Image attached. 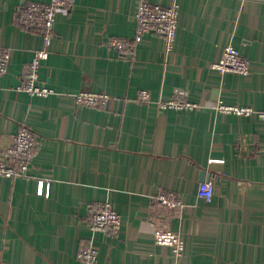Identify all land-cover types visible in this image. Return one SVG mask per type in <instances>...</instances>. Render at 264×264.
Returning <instances> with one entry per match:
<instances>
[{"label": "crops", "instance_id": "crops-1", "mask_svg": "<svg viewBox=\"0 0 264 264\" xmlns=\"http://www.w3.org/2000/svg\"><path fill=\"white\" fill-rule=\"evenodd\" d=\"M26 1L0 0V46L11 50L0 74V144L22 124L39 143L28 176L0 175V264H84L78 253L90 241L97 264H264V120L214 108L264 107V0H180L172 49L145 33L130 54L108 41L135 35L140 0H75L58 12L40 68V83L57 91L48 96L20 88L44 46L16 21ZM228 44L250 59L249 74L212 67ZM142 88L153 101L137 99ZM177 89L199 106L160 108ZM80 90L112 98L78 105ZM204 172L209 203L198 196ZM41 180L49 196L38 193ZM168 190L184 200L171 221L186 242L180 258L154 239V196ZM106 200L122 215L118 233L91 229L88 204Z\"/></svg>", "mask_w": 264, "mask_h": 264}, {"label": "built area", "instance_id": "built-area-1", "mask_svg": "<svg viewBox=\"0 0 264 264\" xmlns=\"http://www.w3.org/2000/svg\"><path fill=\"white\" fill-rule=\"evenodd\" d=\"M75 0H50L26 1L16 10V21L24 26L36 28L42 35L44 46L35 52V56L28 62L20 88L33 96H48L57 93L55 88L40 83V68L42 62L49 58L51 45L55 36V23L58 12L63 8H71ZM180 0H172L168 5H163L150 0H140L136 11L137 28L132 38L114 36L108 43L119 49L124 54L135 50L145 33L161 35L166 40L167 50H171L177 37L180 17ZM11 50L0 46V74L7 72ZM250 59L244 56L233 44L224 48L223 59L216 61L212 67L221 73L233 72L238 74L250 73ZM112 96L103 91L80 90L75 94L78 105L105 107ZM137 99L141 102L153 101L149 89L142 88ZM160 108L195 109L199 106L188 98L184 90L177 89L169 99L157 100ZM216 111L225 114L240 116L257 115L264 120V107L255 108L246 104H226L217 102ZM39 143V133L27 124H22L14 135L13 142L9 145L0 144V175L6 177L28 176L34 161V156ZM38 193L50 195V183L40 181ZM214 184L210 180L200 183L198 196L204 202L212 201ZM155 206L152 213L154 225V239L157 244L170 246L175 258H180L185 253L186 242L182 234L171 227V221L178 216L176 211L184 206L182 196L175 190L161 191L154 196ZM90 212V226L96 231L118 233L122 227V215L115 208L113 202H91L88 204ZM84 264L98 263V248L93 241L85 244L78 253Z\"/></svg>", "mask_w": 264, "mask_h": 264}, {"label": "water", "instance_id": "water-1", "mask_svg": "<svg viewBox=\"0 0 264 264\" xmlns=\"http://www.w3.org/2000/svg\"><path fill=\"white\" fill-rule=\"evenodd\" d=\"M209 180V175H207L205 172L202 173V181Z\"/></svg>", "mask_w": 264, "mask_h": 264}]
</instances>
